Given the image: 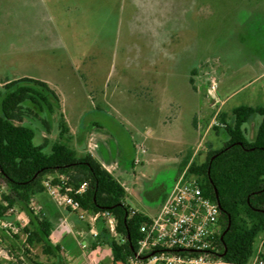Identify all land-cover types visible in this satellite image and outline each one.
I'll list each match as a JSON object with an SVG mask.
<instances>
[{
	"label": "rangeland",
	"instance_id": "374dc122",
	"mask_svg": "<svg viewBox=\"0 0 264 264\" xmlns=\"http://www.w3.org/2000/svg\"><path fill=\"white\" fill-rule=\"evenodd\" d=\"M25 77L48 83L61 99H51L54 112L36 109L49 130L26 120L36 143L47 141L51 151L64 114L79 155L105 141L121 169L111 171L126 186L127 204L155 216L182 162L203 163L209 150L225 144V132L215 129L220 115L232 122L235 108L264 106V0H0V91ZM261 120L255 115L245 125L250 141ZM5 193L1 183L0 198ZM38 199L37 213L53 201L46 192ZM32 208L17 205L12 212L19 234L0 229V264L24 263ZM88 219L82 227L88 234L67 232L58 256L37 246L30 258L113 264L107 246H98L97 260L92 245L100 232L89 233ZM106 229L107 238H117ZM263 244L261 235L252 262L264 260Z\"/></svg>",
	"mask_w": 264,
	"mask_h": 264
},
{
	"label": "trees",
	"instance_id": "16d2710c",
	"mask_svg": "<svg viewBox=\"0 0 264 264\" xmlns=\"http://www.w3.org/2000/svg\"><path fill=\"white\" fill-rule=\"evenodd\" d=\"M51 99L61 104L59 94L48 83L28 77L7 81L0 91V184L7 187L0 198V221L9 220L17 205L32 208L34 200L46 192V177L57 174L51 180L53 185L61 186L63 194L71 188L68 194L83 210L101 215L99 242L92 248L107 246L114 264H129L139 251V241L144 238L141 227L150 216L130 208L126 188L98 159L91 153L80 156L72 147L73 135L64 114L59 122V139L51 151H45L47 141L36 143L37 132L26 120H39L49 130L48 121L36 109L47 107L54 112ZM255 115L262 120L255 139L250 141L245 125ZM220 121L221 126L215 129L225 132V144L209 150L203 163L187 158L180 173L188 169L187 176L199 177L204 194L221 207L217 251H212L215 258L228 264H247L255 254L257 239L264 235V106L235 108L232 122L225 113ZM84 183L88 184L86 191L76 195L74 192ZM30 212L33 218L25 228V256L32 264H43L30 258L33 248L39 246L45 255L58 256L61 247L51 243L53 222L33 208ZM105 214L117 222L115 239L107 238Z\"/></svg>",
	"mask_w": 264,
	"mask_h": 264
},
{
	"label": "built area",
	"instance_id": "2783aa9c",
	"mask_svg": "<svg viewBox=\"0 0 264 264\" xmlns=\"http://www.w3.org/2000/svg\"><path fill=\"white\" fill-rule=\"evenodd\" d=\"M187 173L188 169L167 195L160 211L141 227L144 238L139 241V251L129 264H228L217 260L212 253L217 251L215 240L220 234L221 207L204 194L199 177L187 176ZM43 184L50 198L77 212L80 219L86 218L87 212L80 202L68 194L72 192L71 188H66L68 193L63 194L62 187L53 185L51 180L46 179ZM87 187L88 184L84 183L74 193L81 195ZM100 217V214H95L92 220L96 222ZM105 218L107 227L117 236L115 218L109 214H105ZM0 229L8 234L20 233L9 220H1ZM92 233L98 236L97 232ZM251 260L247 264H264L258 256L254 262ZM22 261L30 264L25 256Z\"/></svg>",
	"mask_w": 264,
	"mask_h": 264
},
{
	"label": "crops",
	"instance_id": "0c3cea01",
	"mask_svg": "<svg viewBox=\"0 0 264 264\" xmlns=\"http://www.w3.org/2000/svg\"><path fill=\"white\" fill-rule=\"evenodd\" d=\"M184 134H185L184 136L187 138L189 136L192 137V135H195L193 133L190 134L187 132H185ZM88 148H89V150H88L89 153H91L96 159H98L104 165V167L108 171H110L112 174H113V172L111 171V168L114 170L120 169L119 167L117 168V166H119V164L117 163V160L114 158L113 152L109 151L107 145L105 144V141L98 140V141H96L95 144H92V145L89 144ZM192 161H194L193 158L190 159V162H192ZM116 178L126 188L123 180H121L118 176ZM38 198L39 197H37L34 200V202L39 201ZM40 206H42V209H43V211L40 214L49 218L54 224V230H53L52 235H51V243L53 246H57L60 243L62 244L63 241L65 243H67L68 242L67 232H76L79 236L87 235L88 233L82 228L83 222H85L88 219L87 217H89V219H88L89 225L91 226V231H89V233H92L96 228L98 229V226L100 223L99 219L96 222H94L92 220V216L95 214L87 213L86 218L82 220L79 218L77 212L73 211L71 208H66L60 202H58L56 200L50 201L49 205L48 204L45 205L44 203H42V205H40ZM105 226L107 227V219H105ZM79 246H80V241H79ZM87 246L88 245L85 243L82 245L81 249H87ZM98 250H99V247L94 249V251H96L97 260L100 258L99 257L100 253ZM111 260L113 262V259H111ZM69 264H103V262L97 263V262L89 260V259H83L82 256H79V257L74 256L73 261L69 262Z\"/></svg>",
	"mask_w": 264,
	"mask_h": 264
}]
</instances>
